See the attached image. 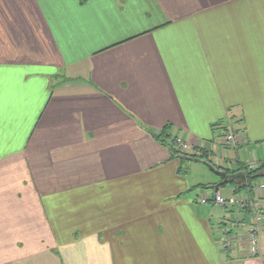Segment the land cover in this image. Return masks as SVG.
<instances>
[{
    "label": "crops",
    "instance_id": "0c3cea01",
    "mask_svg": "<svg viewBox=\"0 0 264 264\" xmlns=\"http://www.w3.org/2000/svg\"><path fill=\"white\" fill-rule=\"evenodd\" d=\"M188 154L264 160V0H0V264H264Z\"/></svg>",
    "mask_w": 264,
    "mask_h": 264
},
{
    "label": "built area",
    "instance_id": "2783aa9c",
    "mask_svg": "<svg viewBox=\"0 0 264 264\" xmlns=\"http://www.w3.org/2000/svg\"><path fill=\"white\" fill-rule=\"evenodd\" d=\"M225 145L231 146L233 148H237V145L241 141V137L234 132L232 129L224 130V134L222 136L221 140ZM188 146L184 143L180 145V150L187 151ZM248 168L251 170H254L258 168V163L256 161L249 162ZM247 169V168H246ZM257 192V198L254 199H248L244 198L242 196L239 197V195H227L226 197L215 193L214 195V203L217 206H220L222 208H240L247 210L251 216L252 221L251 224L248 227L247 233H246V240L248 243V255L251 257L258 256L260 251V244H259V238L261 232H263V221H264V215L261 211V201L264 196V180L258 181L255 183V187L253 188Z\"/></svg>",
    "mask_w": 264,
    "mask_h": 264
},
{
    "label": "trees",
    "instance_id": "16d2710c",
    "mask_svg": "<svg viewBox=\"0 0 264 264\" xmlns=\"http://www.w3.org/2000/svg\"><path fill=\"white\" fill-rule=\"evenodd\" d=\"M168 132H169V127L166 126L165 129L160 134L154 135V139L163 146H166L173 155H178L179 153L184 154L182 150H178L175 148L176 145L175 138L171 137V135H168L169 134ZM188 156L192 157L193 159H198L199 161L202 160L205 162H209L206 160V157L204 155L196 156L194 154H188ZM225 173L230 174L231 172L226 170ZM243 173L246 178V185L243 188H238L235 184H232L234 187V193L238 194L240 191L244 189H248V187L251 185L252 182H256L257 180L264 178V160L263 162H261V165H258V168L254 170L248 171V169H246L245 167ZM203 187L207 188V186H203Z\"/></svg>",
    "mask_w": 264,
    "mask_h": 264
},
{
    "label": "water",
    "instance_id": "95a60500",
    "mask_svg": "<svg viewBox=\"0 0 264 264\" xmlns=\"http://www.w3.org/2000/svg\"><path fill=\"white\" fill-rule=\"evenodd\" d=\"M198 162L203 163L211 173H213L215 176H217L221 181L217 184H213L210 186V189L213 190L212 192H217L219 189H221L223 186L227 184H232L235 183L238 188H243L246 185L245 182V176L243 173H238L234 175H227L218 169H215L211 164L205 161H199L198 159L196 160Z\"/></svg>",
    "mask_w": 264,
    "mask_h": 264
},
{
    "label": "rangeland",
    "instance_id": "374dc122",
    "mask_svg": "<svg viewBox=\"0 0 264 264\" xmlns=\"http://www.w3.org/2000/svg\"><path fill=\"white\" fill-rule=\"evenodd\" d=\"M184 152V151H183ZM251 163V162H250ZM248 165H249V163H247L246 164V168L248 169V171H251V169H249L248 168ZM209 173V172H208ZM210 174V173H209ZM212 177H213V175L212 174H210ZM224 187V186H223ZM225 187L227 188V186L225 185ZM255 187V184H251L249 187H248V190L252 193V191H253V193H257L256 191H255V189H253ZM208 190V189H207ZM207 190H205V192H208V193H210L209 191H207ZM220 191V190H219ZM212 192V191H211ZM218 192V191H217ZM217 192H212L213 194H215V193H217ZM222 192V191H221ZM211 194V193H210ZM218 194H220V195H222V193H219L218 192ZM230 194H232V195H236L234 192H232V193H229L228 195H230ZM216 195V194H215ZM214 195V196H215ZM214 196H213V198H214ZM223 196V195H222ZM224 197H226V196H224ZM240 197V196H239ZM248 199H251V198H248ZM214 201V200H213ZM262 203V202H261ZM215 204V203H214ZM217 206V205H216ZM262 206V205H261ZM218 207H220V206H218ZM222 208V207H221ZM223 209H231V208H223ZM259 244H261L260 243V238H259Z\"/></svg>",
    "mask_w": 264,
    "mask_h": 264
}]
</instances>
